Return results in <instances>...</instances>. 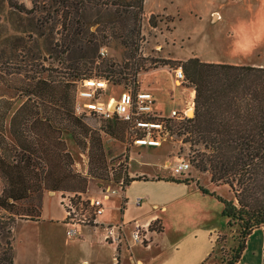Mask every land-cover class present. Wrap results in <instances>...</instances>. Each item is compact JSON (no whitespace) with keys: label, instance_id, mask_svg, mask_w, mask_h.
Listing matches in <instances>:
<instances>
[{"label":"trees","instance_id":"1","mask_svg":"<svg viewBox=\"0 0 264 264\" xmlns=\"http://www.w3.org/2000/svg\"><path fill=\"white\" fill-rule=\"evenodd\" d=\"M29 1V10L11 0L2 1L3 9H16L34 18L38 35L44 37L48 59H56L60 66V77L53 78L50 63L48 79L30 85L28 101L10 120L13 146L6 141L5 121L0 120V177L4 182L0 196V264H15L14 230L20 222L40 217L46 191L60 194L77 189L72 182L79 180L83 187L77 192L86 193L87 179H78L70 171L72 160L63 150L60 137L65 131L84 149L82 137L88 136L82 118L75 115L68 79L79 82L101 77L116 86L109 76L118 71L100 55L104 41L112 38L132 58L139 51L142 36L144 0ZM182 68L186 82L196 92L195 115L180 126L178 136H186L191 145L203 146L199 160L193 161L194 168L209 174L216 186H227L232 192L229 201L211 195L222 204V216L228 229L233 230L232 240H236L229 257L222 256L219 264H236L248 236L264 228V69L205 64L198 59L187 61ZM134 87L138 89L136 84ZM107 174L101 144L93 142L90 176L103 179ZM184 175L168 180L185 184L193 181L181 179ZM124 182H132L127 173ZM199 189L210 194L201 186ZM34 194H39V212L18 211V204Z\"/></svg>","mask_w":264,"mask_h":264},{"label":"crops","instance_id":"2","mask_svg":"<svg viewBox=\"0 0 264 264\" xmlns=\"http://www.w3.org/2000/svg\"><path fill=\"white\" fill-rule=\"evenodd\" d=\"M154 16L172 20L151 26ZM142 25L143 34L163 43L157 46L172 61L198 59L205 64L264 69V0H144ZM173 73L174 85L182 88ZM139 84L140 90L154 95L159 114L169 115L186 106H173L183 104L182 93L172 99L170 90L160 93L154 83ZM165 102L172 103L167 114L163 113L167 111L163 109ZM162 147H134L138 151L130 158L127 173L132 182L123 189L114 185L119 192L104 200L105 212L97 224L83 227L74 239L66 237L62 253L47 264H202L214 257L228 227L222 204L211 194L220 197L217 190L223 188L227 197L220 198L229 201L232 192L227 186L213 184L207 173L194 175L189 184L169 181L176 176L167 169L165 155L150 152ZM134 163L139 170H133ZM146 166L154 170L144 172ZM202 175L207 176L208 183L201 180ZM198 185L210 194H203ZM106 187L98 186L99 192L89 186V193L83 195L99 199ZM23 222L34 227L47 225L51 233L58 229L67 232L59 193L46 192L40 217ZM109 225H124L123 241L118 246L105 241L104 228ZM136 228L144 238L143 245L132 239ZM263 245L261 227L248 236L236 264H261Z\"/></svg>","mask_w":264,"mask_h":264},{"label":"rangeland","instance_id":"3","mask_svg":"<svg viewBox=\"0 0 264 264\" xmlns=\"http://www.w3.org/2000/svg\"><path fill=\"white\" fill-rule=\"evenodd\" d=\"M2 1L0 0V120L5 121L4 134L6 141L13 146L15 143L10 135V120L16 112H20V108L28 101V89L30 85L35 84L40 79H48L49 74L46 70L50 63H52V69H54L51 75L53 78L59 79L58 72L60 70L57 71V69L60 66L56 59H48L44 48V37L38 35L39 31L35 29L34 18L27 17L19 13L16 9H7L6 7L3 9ZM11 1L17 7L26 6L27 10L31 9L29 0ZM165 20L170 22L172 19L154 16L150 20V25L157 26L160 21ZM93 30H96V27ZM141 30L142 36L139 42V51L132 58L125 55L128 51L112 38L109 37L104 41L105 44L101 50H104L105 56L102 58L106 59L109 64L114 65V71H118V74L109 76L116 86L112 85L109 87L107 94H105V100H109L110 98L117 99L124 88L134 87L135 84L139 89L141 86L139 81H141L142 83H154L156 90L160 93L164 92V90H170L172 92V99L178 98L180 95L178 93H182L183 104H179L180 106H175L176 104H174L173 106H185L189 93L191 92L190 90L194 92L195 90L186 82V77L185 85L178 89L174 85L175 75L173 73L177 68H182L185 62L168 59L167 55L163 53L164 49L162 50L158 47L163 45V43L161 44L160 41L159 43L156 42L152 35H144L142 23ZM159 35L156 37H160ZM68 80L76 101L75 92L77 87L76 82L78 80ZM195 97L196 92L194 93V102ZM163 106V109L167 110H163V113L167 114L172 107V103L165 102ZM24 113L27 114L26 111ZM82 122L88 130L87 138L82 137V140L86 143L84 149L78 147L72 136L64 131L60 135L64 143L63 150H66L65 153L72 160L70 171L73 175H76L78 179H87L86 193H89V186H91L92 191L96 188L100 192L101 190L98 189V186H107L109 184L114 186L115 182L119 183L124 180L125 174L128 173L129 160L138 151V148L131 149L129 147L130 145L126 138L127 126L120 121H105L97 117H83ZM93 142H95V145L100 143L103 149L108 172L103 179L90 176ZM162 146L160 150H150V152L152 151L153 155L164 154L165 163H168L167 169L171 172V166L175 162V157L179 156L189 159L192 165L191 170L185 173L181 179H190L194 175H201L194 168L195 163L193 162L198 161V156L203 152V146L201 144L191 145V143L187 142L186 136H178L175 140L168 141ZM8 149L12 148L8 145ZM139 169L140 166L134 163L133 170ZM142 169L148 173L154 170L153 166H146ZM201 180L208 183L206 175H202ZM72 184L77 185L78 188L69 189L68 191H64V193L80 194L81 192H77L81 191V187H83L80 181H73ZM3 189L4 182L0 177V196ZM217 194L223 198L227 197V191L223 188L218 189ZM39 207V194H34L28 201L19 203L17 210L23 213L27 211L35 213V211L39 212ZM0 213L3 212L0 210ZM50 231L52 230L47 225L34 227L24 222L19 223L14 230L15 262L17 264H47L49 259L53 260L54 257L59 256L63 251L62 245L66 241V232L64 233L63 230L59 229L54 233ZM233 237V230L228 229L227 235L220 238V245L214 257L211 259L210 264H219L222 256L229 257L230 250L236 246V240H232ZM52 239H55L53 243L51 241Z\"/></svg>","mask_w":264,"mask_h":264},{"label":"built area","instance_id":"4","mask_svg":"<svg viewBox=\"0 0 264 264\" xmlns=\"http://www.w3.org/2000/svg\"><path fill=\"white\" fill-rule=\"evenodd\" d=\"M101 57L105 56L102 49ZM181 86L185 84V75L181 67L175 70ZM74 112L79 118L97 117L105 121H120L127 126L126 138L129 147L160 148L163 143L173 141L178 137L180 126L194 118L195 102L194 91L181 110H174L169 115L159 114L156 110L154 95L135 87L123 91L117 99L105 100L111 80L94 77L76 82ZM175 176L188 173L191 170L189 159L176 156L171 166ZM114 185V184H113ZM120 189L126 186L123 181L115 184ZM111 184L107 185L99 199H86L83 194L60 193V205L65 214L67 227L66 237L74 239L81 234L83 227L97 224L104 215V200L118 194ZM124 225H109L104 228L105 241L118 246L123 241ZM132 239L136 243L144 244V238L138 228L135 229ZM261 264H264V245L261 253Z\"/></svg>","mask_w":264,"mask_h":264}]
</instances>
